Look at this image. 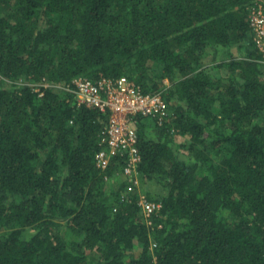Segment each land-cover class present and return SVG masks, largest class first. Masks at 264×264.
I'll return each instance as SVG.
<instances>
[{
    "label": "trees",
    "instance_id": "trees-1",
    "mask_svg": "<svg viewBox=\"0 0 264 264\" xmlns=\"http://www.w3.org/2000/svg\"><path fill=\"white\" fill-rule=\"evenodd\" d=\"M255 1L0 0V264H264ZM78 77L168 105L135 118L152 230L119 202L123 161L95 166L107 115L76 105Z\"/></svg>",
    "mask_w": 264,
    "mask_h": 264
},
{
    "label": "built area",
    "instance_id": "built-area-1",
    "mask_svg": "<svg viewBox=\"0 0 264 264\" xmlns=\"http://www.w3.org/2000/svg\"><path fill=\"white\" fill-rule=\"evenodd\" d=\"M246 13L252 45L260 54V62L264 64V0L248 5ZM64 89L74 95L77 106L95 109L107 115L105 132L100 140L102 149L95 156V166L104 171L112 158L123 161L119 174L125 187L119 194V202L132 203V196H135L143 222L152 230L151 217L159 213L162 204L148 198L138 175L141 155L137 147L135 118H148L162 127L173 117L162 94H144L138 85L125 77L100 78L97 81L78 77Z\"/></svg>",
    "mask_w": 264,
    "mask_h": 264
},
{
    "label": "rangeland",
    "instance_id": "rangeland-1",
    "mask_svg": "<svg viewBox=\"0 0 264 264\" xmlns=\"http://www.w3.org/2000/svg\"><path fill=\"white\" fill-rule=\"evenodd\" d=\"M180 140V139H179ZM143 187H144V192H152L153 191V194H154V191H156V189H157V187H156V184H149V185H147V186H145V185H143Z\"/></svg>",
    "mask_w": 264,
    "mask_h": 264
}]
</instances>
